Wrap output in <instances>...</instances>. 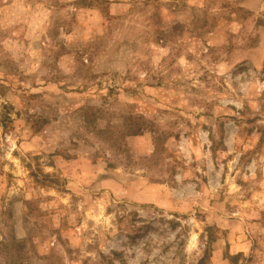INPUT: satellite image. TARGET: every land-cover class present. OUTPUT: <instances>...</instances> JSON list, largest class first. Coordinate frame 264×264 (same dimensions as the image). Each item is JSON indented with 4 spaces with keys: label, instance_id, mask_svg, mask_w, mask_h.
<instances>
[{
    "label": "rangeland",
    "instance_id": "obj_1",
    "mask_svg": "<svg viewBox=\"0 0 264 264\" xmlns=\"http://www.w3.org/2000/svg\"><path fill=\"white\" fill-rule=\"evenodd\" d=\"M0 264H264V0H0Z\"/></svg>",
    "mask_w": 264,
    "mask_h": 264
}]
</instances>
